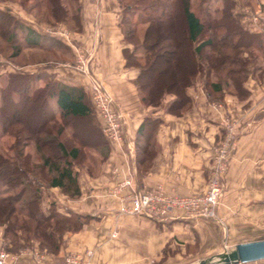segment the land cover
Here are the masks:
<instances>
[{
	"label": "trees",
	"instance_id": "1",
	"mask_svg": "<svg viewBox=\"0 0 264 264\" xmlns=\"http://www.w3.org/2000/svg\"><path fill=\"white\" fill-rule=\"evenodd\" d=\"M0 50L21 66L72 58L59 38L37 32L0 0ZM256 0H118L125 67L138 69L135 84L145 106L181 115L192 104L187 88L201 78L206 98L224 104L231 94L245 100L248 78L264 84V30L241 23L244 7ZM26 2L30 3L28 8ZM37 23H61L81 30L79 0H19ZM28 53V57L25 53ZM55 52V53H54ZM25 54V55H24ZM26 56V57H25ZM48 56V57H47ZM73 66V61L71 60ZM160 118L145 117L137 148L154 149ZM0 226L4 248L16 252L37 244L57 255L67 233L81 229L90 215L60 211L46 192L57 187L69 198L80 196L78 171H91L92 150L106 158L107 140L81 86H71L43 71L0 73ZM142 145H144L142 147ZM163 251L160 263L167 256Z\"/></svg>",
	"mask_w": 264,
	"mask_h": 264
},
{
	"label": "crops",
	"instance_id": "2",
	"mask_svg": "<svg viewBox=\"0 0 264 264\" xmlns=\"http://www.w3.org/2000/svg\"><path fill=\"white\" fill-rule=\"evenodd\" d=\"M79 2V32L66 29L64 24L56 28L34 22L32 16L8 4L24 25L68 45L73 62L74 48L88 56L86 73L77 71L66 56H62L63 62L51 59L48 66L42 62L28 64L19 71H43L67 85L83 87L88 95L92 80L99 81L123 115L122 142L106 139L108 151L102 161L98 150L90 152L94 159L91 171H78L80 196L69 198L57 187L46 192L43 211L54 201L60 211L70 209L91 216L80 230L64 236L58 254H44L36 243L16 254L7 251L0 226V250L8 252L6 264H55L68 254L84 255L88 250L87 264H165L171 258L160 263L164 249H178L184 254L186 248L196 247L195 256L203 258L240 242L264 239V84L248 78L244 86L249 96L245 100L226 94L222 107L216 108L197 78L187 88L192 104L181 115L166 111L170 96L162 108L145 106L135 84L138 69L125 67L118 0ZM254 9L261 13V19L256 22L244 16L241 23L249 31H263L264 0H256ZM53 29L68 31L69 42L52 34ZM145 117L160 118L161 122L154 134V149L144 151L137 148L136 140ZM226 121L234 124L236 147L224 176L225 189L216 219L155 220L118 212L120 197L133 189L121 186L125 179L134 181L140 190L160 187L179 195L204 192L212 147Z\"/></svg>",
	"mask_w": 264,
	"mask_h": 264
},
{
	"label": "built area",
	"instance_id": "3",
	"mask_svg": "<svg viewBox=\"0 0 264 264\" xmlns=\"http://www.w3.org/2000/svg\"><path fill=\"white\" fill-rule=\"evenodd\" d=\"M252 21H259L261 13H249L244 15ZM52 34L69 42L70 34L66 30H51ZM75 49L73 63L77 71L86 73L88 56L81 49ZM92 106L98 116L104 136L109 141L122 142L123 138V115L117 108L109 93L101 83L95 79L91 82L89 92ZM213 107L221 108L222 103L213 101ZM236 147L234 124L225 122L220 139L212 147L210 166L208 168L206 189L202 193L187 195L165 192L160 187L152 190H140L134 181L125 179L121 186H133L131 193L120 197L118 212L121 214L141 215L155 220L180 217L186 219H216L217 206L224 194V176ZM178 214H173V213ZM113 235V234H112ZM88 250L82 254H68L55 264H87L85 257H89ZM7 252L0 250V264H6ZM231 264H259V261L249 263Z\"/></svg>",
	"mask_w": 264,
	"mask_h": 264
},
{
	"label": "rangeland",
	"instance_id": "4",
	"mask_svg": "<svg viewBox=\"0 0 264 264\" xmlns=\"http://www.w3.org/2000/svg\"><path fill=\"white\" fill-rule=\"evenodd\" d=\"M8 3H10L12 5H15L16 7H18L24 13L32 16L31 14H29L28 12L25 11V9L23 8V6H21L19 4V0L10 1ZM254 3L252 4L253 7H248L247 6V7H244L243 8L244 15L246 14L247 11L249 13H255V12H257L254 9ZM29 4L30 3L26 2V7L27 8H28V5ZM0 8L1 9H4V2H1L0 1ZM245 9H247V10H245ZM244 15H243V17H244ZM241 20H242V18H241ZM34 22H37L35 18H34ZM50 25L53 26V27H56V28H62L63 27V25L61 23H54V24H50ZM65 28L68 29L67 26H65ZM28 53L27 52L25 53L27 57L29 56ZM7 54L8 53H6L5 51H1L0 50V73H3L4 71L5 72H7V71H19L20 70V67H21V63H20L21 61L18 62L17 60L14 61V60H11V59L7 58L6 57ZM68 56L69 55H67L65 58L67 59ZM52 58L53 57H51V59ZM6 140H7L6 137H3V138L0 139V142L1 143L4 142V147L6 146V143H5ZM29 247H31V246L22 247V248H20L16 252H19V251L24 250V249H28ZM224 248L225 249H223L221 252H218V254L210 255V256H207V257H203V258L202 257H196L195 256V254L197 252L196 247L186 248V250L184 251V254H181V251L178 250V249L172 250V249L168 248L166 250V252H167L166 259H169V258H171V259L167 263H165V264H197V263L203 262V261L206 262V264H215L217 262V259H218L219 255L223 254V252H226V251L232 249L233 247L232 248L224 247ZM4 251H6V250H4ZM40 251L44 252V254H48V252H46L45 250H40ZM16 252H14V254H16ZM7 254H8V252H7Z\"/></svg>",
	"mask_w": 264,
	"mask_h": 264
},
{
	"label": "water",
	"instance_id": "5",
	"mask_svg": "<svg viewBox=\"0 0 264 264\" xmlns=\"http://www.w3.org/2000/svg\"><path fill=\"white\" fill-rule=\"evenodd\" d=\"M264 260V239L240 242L219 255L215 264L249 263ZM197 264H206L199 262Z\"/></svg>",
	"mask_w": 264,
	"mask_h": 264
}]
</instances>
